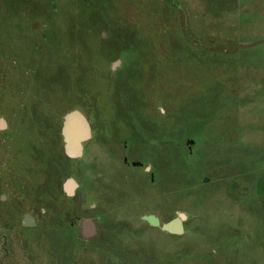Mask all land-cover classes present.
<instances>
[{
  "label": "rangeland",
  "instance_id": "374dc122",
  "mask_svg": "<svg viewBox=\"0 0 264 264\" xmlns=\"http://www.w3.org/2000/svg\"><path fill=\"white\" fill-rule=\"evenodd\" d=\"M0 264H264V0H0Z\"/></svg>",
  "mask_w": 264,
  "mask_h": 264
},
{
  "label": "crops",
  "instance_id": "0c3cea01",
  "mask_svg": "<svg viewBox=\"0 0 264 264\" xmlns=\"http://www.w3.org/2000/svg\"><path fill=\"white\" fill-rule=\"evenodd\" d=\"M180 214L182 215L183 213L181 212Z\"/></svg>",
  "mask_w": 264,
  "mask_h": 264
}]
</instances>
